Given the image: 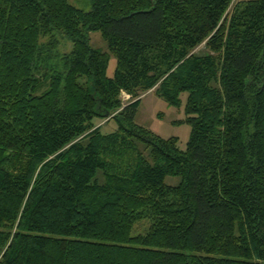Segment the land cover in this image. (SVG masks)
<instances>
[{"label": "trees", "instance_id": "1", "mask_svg": "<svg viewBox=\"0 0 264 264\" xmlns=\"http://www.w3.org/2000/svg\"><path fill=\"white\" fill-rule=\"evenodd\" d=\"M234 2L0 0V264H264V0ZM153 90L185 150L136 124Z\"/></svg>", "mask_w": 264, "mask_h": 264}, {"label": "rangeland", "instance_id": "2", "mask_svg": "<svg viewBox=\"0 0 264 264\" xmlns=\"http://www.w3.org/2000/svg\"><path fill=\"white\" fill-rule=\"evenodd\" d=\"M248 2L254 0H235L234 5L239 2ZM69 4L84 10L86 12L91 11L93 0H69ZM56 41L58 42V48L53 54H51V59L53 57H59L63 54L69 53L71 51V43L66 39V37L58 34L55 35ZM89 44L92 49L100 51L102 53L110 54V50L107 42L103 39L100 32H90L88 34ZM197 54H205V45L200 46L196 50ZM59 55V56H58ZM53 61V60H52ZM116 70V59L113 55L110 57L109 67L107 71V76L112 78ZM188 95L184 94L181 96V106L176 107L168 104L163 99L159 98L154 90L145 94L141 98V102L138 108V113L136 116V124L147 128L154 134L168 139V138H178L180 140L179 146L182 150H185L187 143L191 134V127L187 124H180L185 120V105ZM129 101L125 99L124 104ZM99 126L102 127V133L110 134L115 132L117 129V123L111 121L110 123L96 121ZM97 125V124H96ZM180 182L179 177H168L166 179V184L170 186H176ZM148 224L142 222L135 227L134 235L142 234L147 229Z\"/></svg>", "mask_w": 264, "mask_h": 264}]
</instances>
